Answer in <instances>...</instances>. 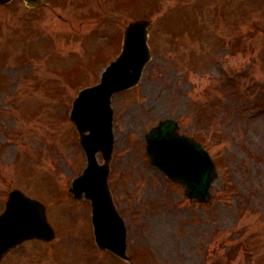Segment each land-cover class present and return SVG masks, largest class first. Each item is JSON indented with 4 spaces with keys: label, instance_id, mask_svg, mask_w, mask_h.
I'll return each mask as SVG.
<instances>
[{
    "label": "rangeland",
    "instance_id": "1",
    "mask_svg": "<svg viewBox=\"0 0 264 264\" xmlns=\"http://www.w3.org/2000/svg\"><path fill=\"white\" fill-rule=\"evenodd\" d=\"M53 3L0 6V213L20 187L45 200L57 233L2 264H130L94 246L92 204L70 191L87 156L69 113L141 18L153 20V57L138 86L114 95L109 176L134 264H264V0ZM169 116L217 163L208 204L150 162L146 133Z\"/></svg>",
    "mask_w": 264,
    "mask_h": 264
},
{
    "label": "water",
    "instance_id": "2",
    "mask_svg": "<svg viewBox=\"0 0 264 264\" xmlns=\"http://www.w3.org/2000/svg\"><path fill=\"white\" fill-rule=\"evenodd\" d=\"M28 2L37 4L42 0H28ZM146 23L143 20L137 21L128 28L123 54L104 75L102 83L95 88L83 91L76 102V116L78 119L80 118L81 122L82 141L90 149L102 147L107 150L112 145L111 111L108 103H110V96L114 90L123 88L130 82H135L140 75L143 63L149 56L146 48ZM82 114L86 116L85 120L81 119ZM173 124L174 122L169 120L152 132L150 152L154 160L157 163L160 161L161 166L172 177L188 185V193L191 196L198 195L200 199L207 198L209 197V184L216 175L214 161L204 147L193 141L181 139L177 147L167 145L165 141L179 139L174 135ZM86 128H91L90 135L83 132ZM178 147L183 148L184 151L182 152ZM193 159H202L206 163V166L201 167L204 170L203 179L193 181L185 176L186 172L188 173L189 170L196 167L193 165L194 163L190 164ZM80 182V186H76L75 182L73 190L77 196H81L83 190H86L87 196L93 199L98 235L100 234L101 238L105 240L107 234L113 233L116 240V243L101 241L102 245L113 247L116 251L124 254V245L120 243L125 229L121 225L122 221L118 217L116 207L111 199L106 173L105 175L98 174L95 177L84 176ZM29 200L33 202L31 205ZM29 200L27 202L12 200L9 213L0 220V232L3 233L0 237V258L9 246L17 244L26 237L49 238L52 236L44 206L35 199L29 198ZM29 224H32L31 228L28 226ZM111 224H113V231L108 226Z\"/></svg>",
    "mask_w": 264,
    "mask_h": 264
}]
</instances>
